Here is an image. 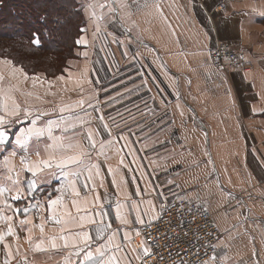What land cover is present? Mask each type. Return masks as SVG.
<instances>
[{
    "label": "crops",
    "instance_id": "obj_1",
    "mask_svg": "<svg viewBox=\"0 0 264 264\" xmlns=\"http://www.w3.org/2000/svg\"><path fill=\"white\" fill-rule=\"evenodd\" d=\"M84 4V31L76 38L84 43H76L75 56L72 62L69 59L71 68L68 64L64 73L47 80L50 89L42 92V96L56 102H43L42 97L28 102L21 97V88L29 85L31 76L27 74L26 79L20 65L5 63L9 61L6 58H0L3 87L18 88L14 95L33 116L44 113L42 122L58 120L61 107L79 112L75 107L78 101L67 104V98H88L83 105L88 116L85 112L80 115L91 118L93 128L101 126L97 117L103 115L113 137L117 133L125 137L108 152L100 176L95 177L102 199L105 189L113 200L117 192L120 199L126 193L132 194V199H142L140 206L147 209V200L159 207L158 192H163L167 202L186 196L209 209L221 231L215 260L213 256L205 260L208 264H264V0H91L89 5ZM218 40L231 41L241 48L249 67H213L208 50ZM135 73L144 84H157V89L122 94L101 89L103 82L108 84L117 79L115 76ZM78 83L86 88L84 92L76 90ZM97 86L100 89H95ZM28 93L29 98L38 94L34 90ZM31 118L6 126L9 140L0 144V176L9 175L4 171L5 157L9 159L7 167L14 169L11 175L19 172L21 179L31 178L24 171L22 156L33 162L46 158L42 149L50 142L47 136L33 138L28 152L15 145V133L27 127ZM53 133L59 135L60 130L53 128ZM102 138L109 139L106 134ZM122 144V151L117 152ZM121 157L123 165L119 164ZM109 166L121 169L115 177L118 183L121 178L127 181L119 189L112 184ZM56 187L53 178L51 186L44 185L41 199L49 193L54 199L58 195ZM137 187L143 190L140 195H135ZM80 191L81 200L85 195L89 200L95 195L82 186ZM71 199L68 196L64 203L75 215ZM14 206L23 207L24 202ZM107 210L108 219L115 225L114 204ZM33 223H39L38 217ZM59 228L53 222L46 223L45 236L58 235ZM17 232L19 239L6 236L3 242L11 245L12 264H24L25 256L28 264H62L67 251H71L37 252L29 244L27 232ZM32 235L38 242V227ZM121 239L117 237L116 242ZM141 241L142 237L133 233L131 242H123L127 254L117 252L121 264H128L129 258L131 264H140L132 249ZM44 247L48 248L47 242ZM5 252L0 245V264L6 258Z\"/></svg>",
    "mask_w": 264,
    "mask_h": 264
},
{
    "label": "snow or ice",
    "instance_id": "obj_2",
    "mask_svg": "<svg viewBox=\"0 0 264 264\" xmlns=\"http://www.w3.org/2000/svg\"><path fill=\"white\" fill-rule=\"evenodd\" d=\"M32 43L39 46V37L34 36ZM76 43L81 44L84 41L78 39ZM5 63L11 62L5 61ZM14 74L15 70H13ZM25 78L27 79V74ZM4 82L5 77L0 75V113H3L0 114V144H5L9 140L6 126H11L13 123L19 124L22 118L29 119V117L32 118L28 126L20 127L15 133V145L28 152L33 138L39 140L47 136L50 142L44 144L42 149L46 158L33 162L28 156L21 157V163L25 165L24 171L30 173L31 178L21 179L19 172H16L15 176L11 175L14 169L7 167L9 159L5 157L4 171H7L9 175L6 178L0 176V221H3V228H0V245L6 249L3 264H12L14 253L11 245L3 242L6 236H15L19 239L17 229L27 232L29 244L33 245L37 252H46L49 249L57 251L71 249L67 251L62 264H121L117 252L123 250L127 254V250L122 248L123 242H131L133 233L135 236L147 235L148 233L141 231L142 227L151 228L154 223L164 219V213L170 210L167 198L163 196V192H158V198L161 199L159 207L157 208L153 200H147L146 203L149 206L147 209L141 208L140 205L144 201L133 200L132 194L126 193L123 199H120L117 192V197L113 200L105 189V198L102 199L97 190L95 177L100 176L101 166L108 159V152L117 142L125 140V137L119 133L113 137L112 129L104 121L103 115L97 117L101 126L93 128L91 118L86 119L80 115V112H85V116H88L83 107L84 100L78 101L75 105L79 112L61 107L58 120L42 122L41 116L45 114L38 112L33 116V112L14 95L18 88L12 85L5 88ZM27 95L30 96L31 93ZM91 106L89 104V107ZM66 111L67 115H64ZM53 128L59 129L60 134L55 135ZM103 134H106L109 139H103ZM124 146L122 144L117 152L122 151ZM15 154L14 151L12 155ZM101 156L105 158L104 161L100 160ZM119 164H124L123 157ZM120 170L119 167L107 168L113 176L112 184L117 189L120 184L127 183L124 178H121L119 183L115 179ZM53 178H56L58 183V187L54 189L58 195L53 199L52 194L49 193L41 199L45 191L44 185L51 186ZM171 183L173 182L169 181V184ZM80 186L86 192L95 193L91 200L87 195L83 200L80 199ZM103 187L101 179L100 188ZM153 190L156 191V189ZM13 191L15 195H11ZM142 191L137 187L135 195H140ZM68 196L72 197L71 205L75 208V215L64 203ZM22 201L23 207L14 206ZM110 204H114L117 222L115 225L108 219L107 209ZM21 216L23 218H19ZM34 217H38V224L33 223ZM145 217L148 219L146 220ZM48 222L60 226L58 235L45 236V224ZM37 227L41 235L36 238L38 242H35L32 233ZM177 227L183 229V224H178ZM117 237L122 238L119 243L116 242ZM155 239L153 237V240ZM46 242L48 248L44 247ZM207 247L211 248L212 245L209 244ZM18 251L19 247H17ZM132 251L137 253L136 259L140 261V264H149V262L155 264V260L152 259L154 255L152 249L144 241H141ZM212 259L215 260L214 255ZM23 260L24 264H28L26 256ZM32 264L35 262L33 261ZM128 264H131L130 258ZM181 264L185 262L182 260ZM202 264H208V261H203Z\"/></svg>",
    "mask_w": 264,
    "mask_h": 264
},
{
    "label": "built area",
    "instance_id": "obj_3",
    "mask_svg": "<svg viewBox=\"0 0 264 264\" xmlns=\"http://www.w3.org/2000/svg\"><path fill=\"white\" fill-rule=\"evenodd\" d=\"M218 7L225 8V5L218 4ZM208 57L211 65L219 70L249 67L244 51L228 40H218L208 50ZM167 203L170 210L164 213V219L151 228H141L148 233L141 237L151 247L155 264H181L182 260L185 264H200L215 255L221 231L211 211L186 196ZM178 224H183V229ZM209 244L211 248L207 247Z\"/></svg>",
    "mask_w": 264,
    "mask_h": 264
},
{
    "label": "trees",
    "instance_id": "obj_4",
    "mask_svg": "<svg viewBox=\"0 0 264 264\" xmlns=\"http://www.w3.org/2000/svg\"><path fill=\"white\" fill-rule=\"evenodd\" d=\"M70 20L75 27L74 41L84 22L78 0H0V40L5 42V45L0 42L3 44L0 45V56L14 60L6 43L10 44L17 35H26L31 42L38 36L39 46L32 44L40 49L45 45L51 50L65 49L62 37L64 31L71 28L68 26ZM72 48L74 45L69 43L67 52H72ZM20 65L28 71L34 68L23 61Z\"/></svg>",
    "mask_w": 264,
    "mask_h": 264
},
{
    "label": "rangeland",
    "instance_id": "obj_5",
    "mask_svg": "<svg viewBox=\"0 0 264 264\" xmlns=\"http://www.w3.org/2000/svg\"><path fill=\"white\" fill-rule=\"evenodd\" d=\"M79 2H78V6L80 7V10H81L84 4L82 2H85L84 5L86 4L89 5L91 3V0H80ZM83 20H84V17H83ZM95 20L97 21V19ZM68 26H70L72 29L71 28L69 30L66 29L62 37L63 41H65L63 42L65 49L51 50V49L45 48L48 45H45L44 49L34 47L29 37L26 35L25 36L17 35L16 37H14L13 41L10 44L6 43V45L9 48L8 52L10 56L14 58V60H11V58L2 57V56H0V58H6L9 61L13 62V64H18V65H20V62L23 61L30 65H33L34 67L32 70L28 71L26 67H23L22 65H20V67L23 69V72L31 76L30 77L31 81L29 82V85L27 87L23 86L21 88L22 89L21 97H23L28 102H30L31 100L33 102L39 101L41 97L44 98L43 102H47V103L56 102L54 101L52 97L42 96V92L43 90L47 91L48 89H50V87H48L47 80L49 79L52 80L53 77L57 76L58 74L64 73V70H66L65 68L68 66V64H69V68H71L69 59L71 61V58L75 56V48L77 44H76V39L72 41L75 36L73 35L75 32L74 31L75 27H73V21L70 20ZM81 27L82 26H80V30L78 34L76 35V38L81 33ZM2 28L5 30L4 27ZM0 42L4 43L5 45V42L3 40H0ZM7 42H9V40ZM69 43L74 45V48H72V52H67ZM0 45L2 46L3 44H0ZM77 58L79 59L81 57L78 56ZM60 67L62 68L60 69ZM72 76L74 75L72 74ZM115 78L117 79L110 81L108 84H104L103 82V87H101V89L104 92L107 91V92H119L120 93V92L129 91V90H135V91L150 90V89L156 90L158 87V85L155 84L154 82L144 84V80L139 79L140 77L137 73H135L134 75L131 74L130 76H127V77L122 76V78L119 75V76H115ZM51 83L52 81L50 82V84ZM80 84L81 83L77 84L76 90L78 89L79 92L80 91L84 92L86 88L84 90L83 89L84 86L82 87L80 86ZM93 84L96 86L95 82ZM165 84L168 85V80L165 81ZM97 88L100 89L98 86L95 89ZM28 90H34L38 94H35L36 95L35 97L29 98V96L26 94V91ZM75 94H78V93H75ZM119 97L120 99H118L117 101L120 103L122 97L121 95ZM78 99L79 97L73 99V96H72V98H67L66 103L68 104L69 102L79 101ZM84 101H85V104L89 102L88 98ZM115 106H121V104L116 103Z\"/></svg>",
    "mask_w": 264,
    "mask_h": 264
}]
</instances>
